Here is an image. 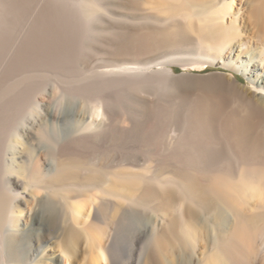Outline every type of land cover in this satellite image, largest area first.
<instances>
[{"label": "bare ground", "instance_id": "1", "mask_svg": "<svg viewBox=\"0 0 264 264\" xmlns=\"http://www.w3.org/2000/svg\"><path fill=\"white\" fill-rule=\"evenodd\" d=\"M69 1L48 0L46 9L58 15ZM79 1L85 15L125 5L131 22L163 23L132 30L130 53L164 45L171 56L135 66L121 59L109 85L174 82L173 62H220L247 83L231 75L211 85L218 96L193 104L179 154L142 170L107 154L114 129L118 139L127 133L109 95L89 110L0 95V264H61L52 248L70 264H264V0ZM3 6L0 51L11 27ZM41 107L37 122L31 111Z\"/></svg>", "mask_w": 264, "mask_h": 264}, {"label": "rangeland", "instance_id": "2", "mask_svg": "<svg viewBox=\"0 0 264 264\" xmlns=\"http://www.w3.org/2000/svg\"><path fill=\"white\" fill-rule=\"evenodd\" d=\"M0 3L11 20L9 31L2 33L0 95L5 99L28 102L30 106L35 98L52 104L57 102L61 110L77 104L89 110L93 98L99 94L109 95L117 118L127 120V133L118 139V131L114 129L112 136L116 140L113 139L105 149L115 161L125 154L137 170L163 163L173 154H179L175 141L182 132H190L189 116L195 103L201 100L200 97L218 96L211 90V85L222 79L228 80L231 75L239 83H247L242 75L220 62L195 67L173 62L177 75L174 82L160 80L142 85H109L113 69L122 63L121 59L135 66L171 56L164 45L152 50L142 48L138 54L130 53L135 48L129 41L132 30L158 29L162 22L152 18L131 22L125 15V5L115 7L114 12L107 9L90 16L80 12L79 0L69 1L70 8L71 5L66 7L67 2L63 3L65 11L58 15L46 9L48 0H0ZM106 11L111 15L104 13ZM35 108L31 115L40 122L45 109ZM22 147L19 141L15 148L17 161ZM12 178L16 183H22L19 177L13 175ZM145 208V205L134 207L140 212ZM134 224L131 220L125 225L130 231L122 239L123 250L128 249ZM52 251L60 255L61 264H70L59 250L52 248Z\"/></svg>", "mask_w": 264, "mask_h": 264}]
</instances>
